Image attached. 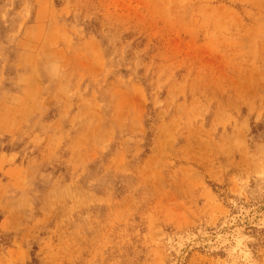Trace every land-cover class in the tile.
<instances>
[{"label": "rangeland", "instance_id": "374dc122", "mask_svg": "<svg viewBox=\"0 0 264 264\" xmlns=\"http://www.w3.org/2000/svg\"><path fill=\"white\" fill-rule=\"evenodd\" d=\"M0 264H264V0H0Z\"/></svg>", "mask_w": 264, "mask_h": 264}]
</instances>
